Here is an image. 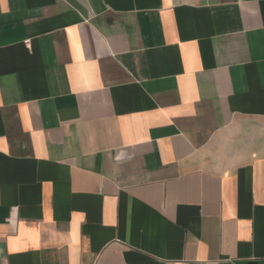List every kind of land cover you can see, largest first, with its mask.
<instances>
[{"label":"crops","instance_id":"0c3cea01","mask_svg":"<svg viewBox=\"0 0 264 264\" xmlns=\"http://www.w3.org/2000/svg\"><path fill=\"white\" fill-rule=\"evenodd\" d=\"M0 264H264V0H0Z\"/></svg>","mask_w":264,"mask_h":264},{"label":"built area","instance_id":"2783aa9c","mask_svg":"<svg viewBox=\"0 0 264 264\" xmlns=\"http://www.w3.org/2000/svg\"><path fill=\"white\" fill-rule=\"evenodd\" d=\"M27 43H28V41L25 42V44H27Z\"/></svg>","mask_w":264,"mask_h":264}]
</instances>
